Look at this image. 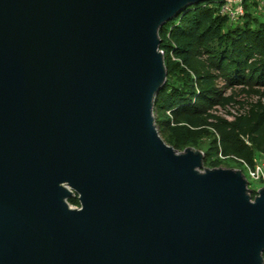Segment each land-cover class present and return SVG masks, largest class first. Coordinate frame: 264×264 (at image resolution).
<instances>
[{
    "label": "water",
    "instance_id": "1",
    "mask_svg": "<svg viewBox=\"0 0 264 264\" xmlns=\"http://www.w3.org/2000/svg\"><path fill=\"white\" fill-rule=\"evenodd\" d=\"M205 1L0 0V264H264V186L155 125L159 30Z\"/></svg>",
    "mask_w": 264,
    "mask_h": 264
},
{
    "label": "trees",
    "instance_id": "2",
    "mask_svg": "<svg viewBox=\"0 0 264 264\" xmlns=\"http://www.w3.org/2000/svg\"><path fill=\"white\" fill-rule=\"evenodd\" d=\"M221 2L222 0L205 1L189 7L159 30L160 49L164 54L167 79L164 87L156 95L153 107L155 125L160 137L175 150L191 143L195 144L196 135L199 132L197 128L203 124L205 116L214 118V127L219 134V139L217 143L210 146V151L204 152L203 160L206 165L208 154L215 153L216 158L208 163L211 168L220 166L222 159L219 154L222 156L233 155L253 164V149L264 153V108L257 107L248 114L237 115L233 120L227 121L214 114H206L205 105L210 107L213 102L208 98L207 93L210 91L203 90L197 96L202 100V107H200L195 102H190L194 94L193 90L185 92L183 88L168 82L170 73L184 72L185 68L191 65L193 56L201 51L218 55L220 61L212 62L213 66H220L222 61H230L235 64L236 69L232 73V77L235 75V78H231L229 81L238 80L240 75L238 69L241 66L242 68L249 66L255 42L251 38L252 33L248 29V23L243 30L235 31V36L230 32H223L227 17L218 13ZM246 2L247 0H244V3ZM255 35L264 40V23L258 25ZM212 41H217L219 44V48L215 51L208 46ZM173 57L180 58L184 66L182 67L179 61L173 60ZM258 69L264 76V60ZM159 109L163 113L169 112L172 119L158 118ZM173 118L176 120L174 121ZM160 127L168 131L167 136H162ZM255 193V190H252V197ZM68 202L71 205H79L76 196L69 198Z\"/></svg>",
    "mask_w": 264,
    "mask_h": 264
},
{
    "label": "rangeland",
    "instance_id": "3",
    "mask_svg": "<svg viewBox=\"0 0 264 264\" xmlns=\"http://www.w3.org/2000/svg\"><path fill=\"white\" fill-rule=\"evenodd\" d=\"M243 5L244 14L238 18L227 17L223 27V32H230L231 35L235 36V31L243 30L248 23V29L252 33L251 38L255 42L249 66L245 68L241 66L238 69L240 72L238 80L229 81V79L235 78V75L232 77V73L236 69L234 63L222 61L220 66H213L212 62H219L220 58L216 53H208L207 51H201V53L194 55L191 65L187 66L184 72H173L168 75V82L172 85L183 88L185 92L193 90L194 94L190 102H195L200 107H202V100L197 96L203 90L210 91V93H207L208 98L213 102L210 107L205 105L204 108H207L206 114H214L227 121L233 120L237 115L248 114L251 110L257 109V107L264 108V76L261 70L258 69L264 60V40L257 38L255 35L258 25L264 23V0H247ZM208 46L214 51L219 48L217 41L210 42ZM172 59L179 61L182 67L184 66L180 58L173 57ZM186 97L188 98V95ZM157 114L158 118L172 119L168 112L163 113L162 110H158ZM173 120L175 121L176 118H173ZM214 123V118L205 116L203 124L197 128L199 132L196 135V143L188 144L177 151H183V148L186 147H193L203 152L210 151V146L217 143L219 139ZM160 130H162L161 134L163 137L168 135V131L165 128L160 127ZM252 157L254 163L264 161V153L254 149ZM215 158V153L208 154L206 165L203 163V168H211L208 163ZM220 166L242 168L244 175L247 176L246 169L231 158L222 159ZM261 186V182L248 179V187L251 190H257Z\"/></svg>",
    "mask_w": 264,
    "mask_h": 264
},
{
    "label": "built area",
    "instance_id": "4",
    "mask_svg": "<svg viewBox=\"0 0 264 264\" xmlns=\"http://www.w3.org/2000/svg\"><path fill=\"white\" fill-rule=\"evenodd\" d=\"M243 4H244V0H222V2L219 4L218 11L223 16L230 17V18H238L244 14ZM219 157L221 159L231 158L237 161L239 164H241L246 169L248 178L246 175L244 176L247 180L252 179L255 181H259L261 182L262 186H264V161L249 164L244 159L233 156V155L222 156L221 154H219ZM239 169L242 170V168H239Z\"/></svg>",
    "mask_w": 264,
    "mask_h": 264
}]
</instances>
